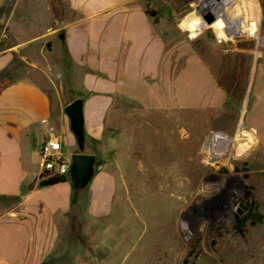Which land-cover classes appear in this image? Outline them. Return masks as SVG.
<instances>
[{"label":"rangeland","instance_id":"obj_1","mask_svg":"<svg viewBox=\"0 0 264 264\" xmlns=\"http://www.w3.org/2000/svg\"><path fill=\"white\" fill-rule=\"evenodd\" d=\"M165 1L166 7L174 8L175 19L190 14L192 4L191 18L201 21L196 38L190 39L188 30L175 29L172 35L175 40L188 38L213 64L228 90L225 107L162 113L124 104L131 126L97 155L95 174L105 170L114 179L110 208L100 215L72 213L60 218L56 251L44 264H264V218L247 219L244 235L235 229L238 217L251 211L264 215V150H250L246 121L247 111L258 100L254 111L264 123L263 73H258L255 88L260 99L249 89L254 83L250 66L256 61L264 66V19L261 23L250 9L259 11L264 0L220 4L228 21L224 28L242 48L236 53L225 52L228 43L220 30L197 14V6L206 9L216 0ZM243 14L246 20L241 23ZM71 17L64 0H0V55L10 51L13 56L0 78L37 75L34 64L52 68L55 83L42 76L38 80L51 94L54 110L65 115L66 105L83 98V79L73 78L77 87H72L70 75L62 77L56 68L60 64L45 63V55L56 44L50 58L58 57L61 26ZM260 135L264 137L263 126ZM90 149L86 142L84 152ZM75 150L79 151L76 140L64 156L71 159ZM40 160L39 155L38 167ZM32 182L33 178L27 186ZM245 183L254 187L250 200L245 198ZM91 189H76L78 205L89 206Z\"/></svg>","mask_w":264,"mask_h":264},{"label":"crops","instance_id":"obj_2","mask_svg":"<svg viewBox=\"0 0 264 264\" xmlns=\"http://www.w3.org/2000/svg\"><path fill=\"white\" fill-rule=\"evenodd\" d=\"M64 3L72 17L63 20L58 57L50 58L55 55L54 44L45 55L48 58L45 63L60 64L56 68L62 77L70 75L72 87H77L73 78L79 75L83 79L84 129L86 142L91 145L85 152L97 156L112 147L107 146L116 142L121 130L131 126L124 104L162 113L225 107L228 90L216 76L213 64L188 38L175 40L172 35L175 29L199 30L200 19L191 18L195 13L192 4L188 5L190 14L178 24L174 8L166 7L169 3L165 0H64ZM148 8L158 11V19L148 14ZM208 8L222 11L216 1ZM252 10L262 23L264 5L259 11L252 6ZM240 19L243 23L246 14ZM193 21H198L195 28L189 27ZM224 23L220 17L213 26L224 33ZM181 25L185 27L182 29ZM250 28L254 33L255 22L250 23ZM237 41H227L225 52L241 51ZM11 61L10 51L0 55V73ZM256 62L250 66L254 83L249 89L260 99L255 88L258 73H263L260 89L264 88V66L258 67ZM33 67L37 75L28 73L13 79L0 92V264H44L56 251L61 230L59 219L72 213L100 215L109 210L114 193V179L105 170L95 174L90 183L87 207L82 202L78 205L77 197L74 200L76 187L70 179L56 185H40L42 168L37 161L45 140L51 135L58 136L64 154L76 137L70 128V118L54 110L51 94L38 80L42 76L55 83L53 69L36 64ZM258 103L257 100L247 111L246 121L252 142L250 150L259 152L264 150V137L260 135L264 123L256 118L254 110ZM32 178L37 179L34 189L27 186Z\"/></svg>","mask_w":264,"mask_h":264},{"label":"water","instance_id":"obj_3","mask_svg":"<svg viewBox=\"0 0 264 264\" xmlns=\"http://www.w3.org/2000/svg\"><path fill=\"white\" fill-rule=\"evenodd\" d=\"M205 0H195L197 4H202ZM231 0H216V2L225 5ZM197 14H199L205 23L212 26L215 22L222 17L225 20V24L228 23L226 18L221 14V12H216L213 10L202 9L200 6L196 7ZM187 16V15H185ZM185 16L180 17L177 20V23L180 24ZM224 33L220 31V36L222 39L232 43L230 35L232 36L231 31L228 27L224 28ZM51 48V46H49ZM84 99L78 97L71 101L68 105L65 106V113L70 118L71 130L75 134L79 152H74L71 155V165L69 170V179L76 189H85L87 188L92 179L94 178L95 171H97V156L93 153L84 152L86 145V135H85V117H84ZM37 179L33 180L29 188L34 189ZM240 213H243V209H239ZM219 264V263H217Z\"/></svg>","mask_w":264,"mask_h":264},{"label":"trees","instance_id":"obj_4","mask_svg":"<svg viewBox=\"0 0 264 264\" xmlns=\"http://www.w3.org/2000/svg\"><path fill=\"white\" fill-rule=\"evenodd\" d=\"M147 12L149 15L154 16V17H156V19H158V17H157L158 11L157 10L152 9V8H148ZM9 82H11V80H9L8 76H6L3 79L0 78V92ZM39 178H40V185L44 187V186H50L53 184L56 185V184L65 182V181L69 180V175L56 174L53 171L45 170V171H42L40 173ZM244 185H245V189H246L245 198L250 200L251 198H253V196H255L254 187L247 184V183H245ZM250 208H252V205H250ZM255 215L258 216L256 218L257 221H261L262 218H264L263 214H256L253 211H251L250 214H246L245 216L236 218L235 219L236 232L241 234V235H244L247 219H249L250 217H253Z\"/></svg>","mask_w":264,"mask_h":264},{"label":"built area","instance_id":"obj_5","mask_svg":"<svg viewBox=\"0 0 264 264\" xmlns=\"http://www.w3.org/2000/svg\"><path fill=\"white\" fill-rule=\"evenodd\" d=\"M62 148V140L56 135H51L45 140L40 149L41 172L48 170L56 174L69 175L71 159L64 156Z\"/></svg>","mask_w":264,"mask_h":264},{"label":"clouds","instance_id":"obj_6","mask_svg":"<svg viewBox=\"0 0 264 264\" xmlns=\"http://www.w3.org/2000/svg\"><path fill=\"white\" fill-rule=\"evenodd\" d=\"M196 23H198V21H193L192 25H190L189 27L195 28ZM184 27H185V25H181V28H182V29H183ZM196 36H197V33H196L195 31H192V32L190 33L189 38H190V39H195Z\"/></svg>","mask_w":264,"mask_h":264}]
</instances>
